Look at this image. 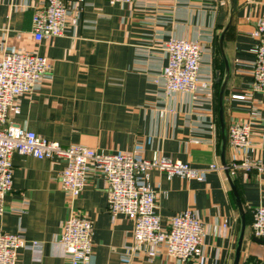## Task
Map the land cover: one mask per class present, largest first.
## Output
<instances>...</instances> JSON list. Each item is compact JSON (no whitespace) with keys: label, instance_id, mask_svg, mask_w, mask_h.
Segmentation results:
<instances>
[{"label":"crops","instance_id":"obj_1","mask_svg":"<svg viewBox=\"0 0 264 264\" xmlns=\"http://www.w3.org/2000/svg\"><path fill=\"white\" fill-rule=\"evenodd\" d=\"M44 0H0V55L8 50L45 56L51 78L18 99L9 121L61 147L81 145L138 158L159 155L202 170L229 167L244 157L264 166V93L252 89L264 0H109L76 3V24L59 37L35 42L32 18ZM71 4L76 0H64ZM201 47L195 93L167 92L163 44ZM233 95H244L234 100ZM250 127L248 147L229 145L228 129ZM12 189L3 199L0 232L20 234L16 264H68L58 245L71 214L92 223L90 264H260L264 244L252 234L253 212L264 207V172L207 171L201 182L168 178L157 169L149 183L161 225L191 210L202 221V253L187 263L160 255L148 262L133 251V222L107 211V187L90 177L71 200L61 189L64 162L13 154ZM36 243V245H34Z\"/></svg>","mask_w":264,"mask_h":264},{"label":"built area","instance_id":"obj_2","mask_svg":"<svg viewBox=\"0 0 264 264\" xmlns=\"http://www.w3.org/2000/svg\"><path fill=\"white\" fill-rule=\"evenodd\" d=\"M76 0H44L32 18L35 42L59 37L65 29L76 24ZM134 0H109L110 4H131ZM175 1V0H168ZM256 41L252 66V89L264 93V11L252 33ZM166 65L161 76L167 92L195 93L198 84L208 88L209 80L200 77L201 47L196 41L170 39L163 44ZM51 78L49 60L35 53L8 50L0 55V214L4 196L12 189L13 154L37 160L60 159L64 167L60 175L61 189L71 200L78 198L90 177H101L107 187V211L112 218L119 215L133 222V251L143 252L151 262L164 253L180 263H187L202 253L203 223L196 213L184 211L171 217L166 227L161 225L157 213L156 194L152 189L150 171L157 169L168 178L203 181L207 171L242 169L245 172H264L258 159L244 157L229 167L211 165L207 169H194L187 164L153 155L151 159L138 158L134 153H105L81 145L61 147L35 132L20 128L9 121L19 113L18 99L33 93L45 79ZM244 95H233L244 100ZM250 127L234 124L228 129L229 145L244 151L249 145ZM255 238L264 241V207L253 212L251 225ZM92 223L85 217L69 215L64 221L58 245L63 249L68 264H90L93 259ZM36 245V243H34ZM23 246L20 234L0 232V264H16L17 251ZM128 264L130 259L124 258Z\"/></svg>","mask_w":264,"mask_h":264},{"label":"water","instance_id":"obj_3","mask_svg":"<svg viewBox=\"0 0 264 264\" xmlns=\"http://www.w3.org/2000/svg\"><path fill=\"white\" fill-rule=\"evenodd\" d=\"M260 242L264 244V241L263 240H260ZM260 264H264V261L262 263H260Z\"/></svg>","mask_w":264,"mask_h":264}]
</instances>
